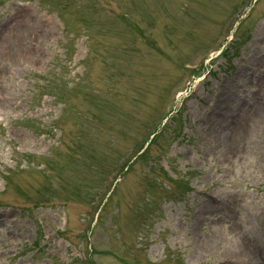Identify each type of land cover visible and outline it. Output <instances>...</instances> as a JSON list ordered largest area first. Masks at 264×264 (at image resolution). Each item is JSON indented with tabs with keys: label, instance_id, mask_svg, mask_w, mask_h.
I'll return each mask as SVG.
<instances>
[{
	"label": "rangeland",
	"instance_id": "rangeland-1",
	"mask_svg": "<svg viewBox=\"0 0 264 264\" xmlns=\"http://www.w3.org/2000/svg\"><path fill=\"white\" fill-rule=\"evenodd\" d=\"M254 1L0 0V264H264Z\"/></svg>",
	"mask_w": 264,
	"mask_h": 264
},
{
	"label": "trees",
	"instance_id": "trees-1",
	"mask_svg": "<svg viewBox=\"0 0 264 264\" xmlns=\"http://www.w3.org/2000/svg\"><path fill=\"white\" fill-rule=\"evenodd\" d=\"M247 40H248V38H247ZM247 40H245V41H247ZM235 41H236V40H235ZM245 41H244V39H243V41H240V43H238L237 45H239V46L241 47L242 44H243ZM242 42H243V43H242ZM234 44H235V42L232 43L231 45L233 46ZM231 45H230V46H231ZM227 55H228V56H227ZM223 56H227V62H230V61L232 60L231 58H232V56H233V52L229 53V50H228V51H225V52H223ZM155 140H156V139H154V141H155ZM154 141H153V142H154ZM142 148H143V147L141 146V149H142ZM141 149H140V150H141ZM144 153H145V152H143L142 155L139 156L140 159L144 156ZM125 166H127V165H125ZM125 166H124V167H125ZM124 167L122 168V171H123Z\"/></svg>",
	"mask_w": 264,
	"mask_h": 264
}]
</instances>
